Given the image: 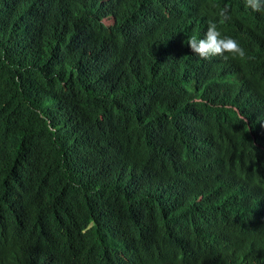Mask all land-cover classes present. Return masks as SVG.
Returning <instances> with one entry per match:
<instances>
[{
    "label": "trees",
    "instance_id": "16d2710c",
    "mask_svg": "<svg viewBox=\"0 0 264 264\" xmlns=\"http://www.w3.org/2000/svg\"><path fill=\"white\" fill-rule=\"evenodd\" d=\"M210 22L254 59L193 54ZM246 85L245 0H0V264H264Z\"/></svg>",
    "mask_w": 264,
    "mask_h": 264
},
{
    "label": "clouds",
    "instance_id": "9594fccd",
    "mask_svg": "<svg viewBox=\"0 0 264 264\" xmlns=\"http://www.w3.org/2000/svg\"><path fill=\"white\" fill-rule=\"evenodd\" d=\"M245 6L252 12L264 11V0H245ZM219 23H226L231 17L229 15V9L227 7L221 9L218 13ZM187 45L190 47L193 54L199 56L202 60H209L213 57H223L227 59L229 56L233 59L251 60L254 57L246 55L245 49L241 47L239 42L231 37L222 36L218 30L217 22H210L207 26V30L203 38H197L196 36L191 37ZM227 54V55H226ZM233 75V72L229 74V77ZM232 86L225 84V90L230 89ZM248 91V92H247ZM251 92V94H250ZM249 94L253 99V94L259 96L264 101V95L259 89L250 86H244L238 93V97L241 98L240 108H249L248 113H253L255 110L258 111L256 127L264 129V104L255 107L257 104L255 101H250L246 95ZM255 98V96H254ZM240 109V111H242ZM242 113V112H241ZM257 220L264 219V206L261 208V214H255Z\"/></svg>",
    "mask_w": 264,
    "mask_h": 264
},
{
    "label": "bare ground",
    "instance_id": "6f19581e",
    "mask_svg": "<svg viewBox=\"0 0 264 264\" xmlns=\"http://www.w3.org/2000/svg\"><path fill=\"white\" fill-rule=\"evenodd\" d=\"M248 92V91H247ZM250 94H251V92H250ZM248 98H250V101L252 100V101H255V103H257L258 105H263L264 104V101L259 97V96H256V95H254L253 94V99H251V97H250V95L249 94H247L246 95ZM254 96H255V98H254ZM144 114V113H143ZM200 134V133H199ZM258 215L259 214H261V209L259 210V213H257ZM246 222L247 223H249V220H246ZM258 223H259V227H261V226H264V219H259L258 220ZM258 223H255V224H258ZM254 224V223H253Z\"/></svg>",
    "mask_w": 264,
    "mask_h": 264
}]
</instances>
